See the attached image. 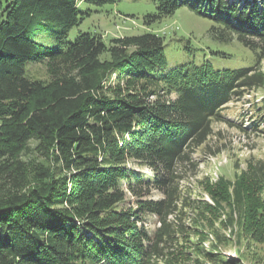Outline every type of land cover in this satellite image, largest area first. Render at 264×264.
<instances>
[{
    "label": "trees",
    "instance_id": "trees-1",
    "mask_svg": "<svg viewBox=\"0 0 264 264\" xmlns=\"http://www.w3.org/2000/svg\"><path fill=\"white\" fill-rule=\"evenodd\" d=\"M181 6L211 19L214 39L253 51L255 64L192 62L168 72L161 35L107 43L87 32L70 41L84 19L78 0H0V264H205V249L176 228L179 182L187 166L197 169L194 154L213 124L234 125L222 115L227 105L264 89V0H156L145 24ZM33 30L56 46L37 42ZM39 59L49 81L25 74ZM251 106L255 118L238 127L264 134V96ZM259 179L253 169L233 182L222 176L206 187L214 205L204 213L237 206L263 233ZM153 191L162 198H149ZM147 215L157 218L152 230ZM188 249L197 257L183 258ZM218 255L209 262L223 263Z\"/></svg>",
    "mask_w": 264,
    "mask_h": 264
},
{
    "label": "rangeland",
    "instance_id": "rangeland-1",
    "mask_svg": "<svg viewBox=\"0 0 264 264\" xmlns=\"http://www.w3.org/2000/svg\"><path fill=\"white\" fill-rule=\"evenodd\" d=\"M78 2L84 19L79 26L70 31V41H74L79 33L87 32L102 35L107 43L114 38L154 32L165 38L164 51L168 72L192 62L196 64L209 62L216 69L251 67L255 64L256 56L253 51L237 40L223 43L214 39L210 33L212 20L198 15L188 6L179 7L173 15L160 21L145 24V16L156 12V0H78ZM32 33L37 42L50 47L56 46L50 35L37 30H33ZM46 62L45 59L28 62L25 65L26 76L32 80L49 81ZM260 64L263 70L264 61ZM263 96L264 89L259 88L248 91L241 99L229 103L222 111V115L224 120H229L234 125L215 122L214 135L208 145L201 147L194 154L197 169L187 166L181 175L182 179L179 182L181 199L176 216V228L177 231H181L183 227V236L190 235L184 238L199 246V250L205 249L203 251L205 264H226L229 261L234 264H264V232L259 233L250 225L242 209L224 205L220 211L204 213L206 203L214 205L207 186L216 183L222 176L233 182L241 172H252V169L260 175L261 189L258 196L264 200V134L252 130L245 133L238 127L250 126L251 120L255 118L251 105L253 102H259ZM151 99L154 100V97ZM35 146L36 144L32 142V150L27 157L32 164L40 162L41 159L38 152L34 151ZM127 166L137 172L151 175V171L145 165L129 161ZM149 198L161 199L162 195L153 191ZM127 199L131 203L134 202L130 194ZM144 223L152 230L157 227V218L147 215L144 217ZM178 234L182 236V233ZM211 249L214 251H210ZM186 252L188 255H184L183 258L197 257L189 249ZM210 252L218 253L223 263L213 260L209 262Z\"/></svg>",
    "mask_w": 264,
    "mask_h": 264
}]
</instances>
